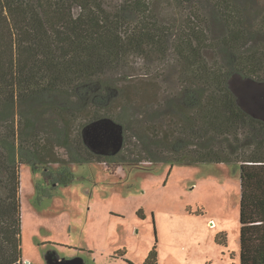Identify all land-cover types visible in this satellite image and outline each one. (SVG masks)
I'll list each match as a JSON object with an SVG mask.
<instances>
[{
    "label": "trees",
    "instance_id": "1",
    "mask_svg": "<svg viewBox=\"0 0 264 264\" xmlns=\"http://www.w3.org/2000/svg\"><path fill=\"white\" fill-rule=\"evenodd\" d=\"M177 2L192 6L193 26L183 37L153 18L146 0L115 7L107 0H0V264L24 263L20 166L42 170L56 187L73 180L70 165L93 162L115 171L128 163L240 164L241 264H264V118L245 110L231 89L234 78L248 79L264 98V11L252 16L259 0H213L209 16L201 0ZM218 23L226 30L219 50L230 56L227 72L201 63L203 35ZM173 36L181 38L175 50L186 66L180 96L162 98L161 84L148 81L134 95L116 86L114 74L131 54L166 57ZM170 113L175 118H164ZM104 120L121 130L114 155L85 140L86 129ZM145 264H158L156 246Z\"/></svg>",
    "mask_w": 264,
    "mask_h": 264
},
{
    "label": "rangeland",
    "instance_id": "2",
    "mask_svg": "<svg viewBox=\"0 0 264 264\" xmlns=\"http://www.w3.org/2000/svg\"><path fill=\"white\" fill-rule=\"evenodd\" d=\"M146 1L151 3V16L169 24L175 34L183 37L185 28L193 26L191 5ZM209 1L213 0H201L197 6L210 16ZM107 2L115 7L125 0ZM253 7L252 16L264 11V0ZM129 16L131 23L140 24L138 17ZM224 31L220 23L208 25L201 63L227 72L230 56L219 50ZM180 43L181 38L173 36L166 57L131 54L114 74L116 86L134 95L135 88L141 93L145 88L140 81H148L161 84L162 98L180 96L188 86L182 78L186 66L175 50ZM248 82L236 77L231 89L245 110L264 118V98ZM118 106L117 101L112 111ZM85 140L94 151L114 155L121 147V130L108 120L100 121L86 129ZM57 152L66 157L63 149ZM115 166L72 164L73 180L56 187L44 181L42 170L20 166L23 264H68L75 259L85 264H126L111 258L119 254L132 264H145L155 246L160 264H241L240 164L128 163L116 171Z\"/></svg>",
    "mask_w": 264,
    "mask_h": 264
},
{
    "label": "crops",
    "instance_id": "3",
    "mask_svg": "<svg viewBox=\"0 0 264 264\" xmlns=\"http://www.w3.org/2000/svg\"><path fill=\"white\" fill-rule=\"evenodd\" d=\"M141 212H142V215H143V211L142 210H140ZM144 216V215H143ZM113 260H117V261H124L126 264H129L126 260H125V255H122V254H119V256H117V257H115V256H113V257H111ZM84 264H85V262H84ZM158 264H160L159 263V255H158Z\"/></svg>",
    "mask_w": 264,
    "mask_h": 264
},
{
    "label": "water",
    "instance_id": "4",
    "mask_svg": "<svg viewBox=\"0 0 264 264\" xmlns=\"http://www.w3.org/2000/svg\"><path fill=\"white\" fill-rule=\"evenodd\" d=\"M121 144H122V141H121ZM68 264H84V261L81 259H75V260L69 262Z\"/></svg>",
    "mask_w": 264,
    "mask_h": 264
}]
</instances>
